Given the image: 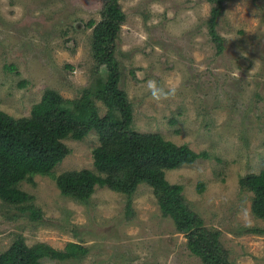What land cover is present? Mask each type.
I'll list each match as a JSON object with an SVG mask.
<instances>
[{"label": "rangeland", "instance_id": "1", "mask_svg": "<svg viewBox=\"0 0 264 264\" xmlns=\"http://www.w3.org/2000/svg\"><path fill=\"white\" fill-rule=\"evenodd\" d=\"M125 20L116 38L118 86L127 93L133 129L186 144L198 157L165 171L182 186L190 209L219 232L231 264H264V220L251 212L252 193L239 179L264 167V0H224L216 32L208 29L207 0H119ZM101 0H0V110L28 116L46 89L76 98L94 82L92 26ZM10 65L14 69H10ZM100 115L112 101L95 99ZM69 148L54 167L90 169L98 134L64 140ZM202 182L203 186L198 187ZM42 213L33 219L0 200V253L18 237L31 246L87 249L40 264H203L185 236L161 214L153 189L140 183L131 195L95 186L85 201L60 193L50 175L23 181ZM130 203V212L126 205ZM248 230V231H247Z\"/></svg>", "mask_w": 264, "mask_h": 264}, {"label": "trees", "instance_id": "2", "mask_svg": "<svg viewBox=\"0 0 264 264\" xmlns=\"http://www.w3.org/2000/svg\"><path fill=\"white\" fill-rule=\"evenodd\" d=\"M101 18L89 20L92 26L91 53L95 62L94 82L73 99L58 91L46 89L32 104L29 115L14 118L0 110V200L21 210H31L33 219L42 213L31 204L32 196L22 190L23 181L32 182L35 175H50L60 193L80 201L89 198L95 186L131 195L140 183L152 187L161 214L172 219L182 233L188 250L203 264H231L219 240V232L208 228L203 219L187 205L182 186L165 178V171L196 158H208L206 151L195 152L186 144H176L159 133L133 129V111L127 93L118 86L119 70L114 56L116 38L125 14L119 0H101ZM213 4L207 22L217 52L223 40L216 32L217 18L224 0H207ZM10 69H14L10 65ZM95 99L112 101L113 109L100 115ZM90 130L98 134L99 144L92 148L94 170H69L54 175V167L69 148L64 140L82 139ZM242 188L252 193L251 212L264 220V167L258 173L240 177ZM202 182L198 187L203 186ZM130 212V203L126 205ZM248 231V230H247ZM264 234V228L249 230ZM87 251L70 242L64 250L45 243L27 245L18 237L0 253V264H40L41 259L64 260Z\"/></svg>", "mask_w": 264, "mask_h": 264}]
</instances>
